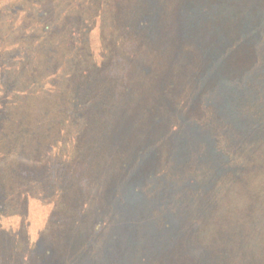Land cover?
<instances>
[{
  "label": "trees",
  "instance_id": "trees-1",
  "mask_svg": "<svg viewBox=\"0 0 264 264\" xmlns=\"http://www.w3.org/2000/svg\"><path fill=\"white\" fill-rule=\"evenodd\" d=\"M262 187L264 0H0V264H229Z\"/></svg>",
  "mask_w": 264,
  "mask_h": 264
},
{
  "label": "rangeland",
  "instance_id": "rangeland-1",
  "mask_svg": "<svg viewBox=\"0 0 264 264\" xmlns=\"http://www.w3.org/2000/svg\"><path fill=\"white\" fill-rule=\"evenodd\" d=\"M59 4L60 0H44V5L52 11H56ZM23 8L21 12L15 15V22L17 24L30 22L28 20V8L25 6ZM22 27L20 29H13V33L11 32L14 39L13 45L23 46L26 44L27 48L30 49L33 47L32 39L34 37L32 27L29 24L27 26L23 24ZM8 36V33H3V40ZM26 54L25 58H30V61L35 64L37 58L34 52L28 50ZM37 60L38 62H43L44 58L42 57ZM110 148L111 146L108 144L100 148L97 155L99 162L103 163L110 159V155L106 153ZM243 196L244 199L241 198ZM239 198L242 202L235 207V211L231 214V219L226 225L227 230L232 234L229 241L225 244L226 260L229 261V264H235L234 259L238 251V244L240 241L246 240L252 247V251L246 254L248 256L247 264H262L260 262L261 259H264V187L252 192H243L242 195L239 194ZM256 257L259 260L254 262L252 259Z\"/></svg>",
  "mask_w": 264,
  "mask_h": 264
}]
</instances>
